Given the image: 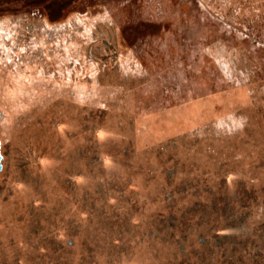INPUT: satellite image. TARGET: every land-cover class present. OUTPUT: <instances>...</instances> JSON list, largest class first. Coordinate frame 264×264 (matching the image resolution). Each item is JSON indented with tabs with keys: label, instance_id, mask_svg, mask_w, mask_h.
Listing matches in <instances>:
<instances>
[{
	"label": "rangeland",
	"instance_id": "rangeland-1",
	"mask_svg": "<svg viewBox=\"0 0 264 264\" xmlns=\"http://www.w3.org/2000/svg\"><path fill=\"white\" fill-rule=\"evenodd\" d=\"M263 17L264 0H0V94L15 112L31 106L27 101L32 98L37 105L55 92L59 97L51 100L69 101L80 115L94 111L96 103L115 105L116 117H103V126L111 130L105 137L110 147L128 149L133 162L137 158L142 176L135 178L133 172L129 180L135 178V184L129 182L125 190L144 199L142 204L131 199L142 213L158 224L169 215L160 188L171 166L160 167L163 157L156 154L164 151L183 168L176 182L188 174L194 176L189 184L197 181L218 195V174L224 183L237 180L258 202L251 223L258 228L264 222ZM14 66L21 69L13 71ZM20 75L27 83L22 87L12 84ZM103 134L91 136L101 139ZM132 169L137 171L134 165ZM113 174L123 183L118 170ZM148 174L157 178L146 180ZM205 194L203 201L209 198ZM175 201L170 209L174 217L193 205L188 194ZM192 208V216L174 221L175 229H160L157 240L190 244L194 255L182 257L179 247L172 254L161 251L162 264H194L204 254L209 261L195 264H242L247 256L255 258L251 245H259L257 237L233 227L220 236L226 242L235 236L227 245L221 242V251L217 239L208 252L212 255L203 254L199 239L216 240L206 226L217 225L221 211L210 212L206 224ZM130 224L149 228L136 219ZM242 240L244 247L232 251L231 245ZM146 251L140 252L145 262L115 264H146L145 256L151 255Z\"/></svg>",
	"mask_w": 264,
	"mask_h": 264
},
{
	"label": "flooded vegetation",
	"instance_id": "flooded-vegetation-1",
	"mask_svg": "<svg viewBox=\"0 0 264 264\" xmlns=\"http://www.w3.org/2000/svg\"><path fill=\"white\" fill-rule=\"evenodd\" d=\"M7 52L10 54L11 50ZM55 93L50 96L59 97ZM50 96L37 105L28 100L31 106L15 112L10 104L4 103L6 101L0 94V264H115L119 260L125 263L131 259L145 262L140 254L143 250L151 252V255L145 256L149 259L146 264H162L165 256L159 252L172 254L177 247L182 257L189 256L187 258L190 259L194 255H190V244L173 243L170 240L165 243V238L157 240V237L160 229H175L174 221L179 219L183 222L189 215L192 216V207L196 214L201 212L200 216L206 224L210 223V212L216 209L221 211L218 224H210L212 228L206 226L207 233L216 237V240L199 239V248L203 254L212 252L217 239L219 249L221 242L227 245L231 238H235L229 237L226 242V239L220 237L233 227L238 233L249 231L251 236L257 237L256 242H260L259 246L253 240L251 249L256 256H247L246 262L242 264L255 261L264 264V239L259 235L264 236V222L258 228L251 226L253 207L258 202H253L254 196L242 189L237 180L234 184L224 183L221 174H218V195L204 185L197 186V181L189 184L194 176L189 177L188 174L186 179L176 182L174 178L184 174L181 164L170 152H157L163 157L159 166L166 168L170 164L171 169L166 171L167 175L162 180L164 184L160 188L166 194L163 200L166 205L168 203L169 209L166 211L169 215L159 224L155 223L153 218L131 203V199H134L142 204L144 199H136L134 194L129 195L125 190L129 182L135 184V178L142 176L137 158L133 162L131 158L134 155L128 149H118L116 144L115 148L110 147V138L105 137L111 130L103 126V117L110 114L116 117V106L96 103L93 105L96 107L94 111L80 115L72 111L67 101L62 103L57 97L51 100ZM96 131L104 133V137L93 139L91 135ZM123 140L120 139L122 143ZM260 164L263 166L264 160ZM132 165L137 171H133ZM177 168L178 172H175ZM117 170L124 179L123 183H117L118 176L113 174ZM133 172L136 173L135 178L129 180ZM160 173L164 171L160 170ZM155 178L156 175L148 174L145 179L154 181ZM111 192L115 195H110ZM205 192L209 196L207 201L202 200H206ZM186 193L193 205L183 208L181 214L174 217L170 209L175 206V196L184 197ZM231 208H235V211H231ZM242 209L246 210L244 215L238 213ZM138 215L142 217L137 218ZM131 219L147 223L148 230H138L141 225L132 226ZM229 221H232L231 225H228ZM215 230L220 234L213 233ZM244 245L245 240L238 241L231 245V250L241 249ZM205 257L204 254L195 262L209 261ZM170 259L167 258L165 262H170Z\"/></svg>",
	"mask_w": 264,
	"mask_h": 264
},
{
	"label": "bare ground",
	"instance_id": "bare-ground-1",
	"mask_svg": "<svg viewBox=\"0 0 264 264\" xmlns=\"http://www.w3.org/2000/svg\"><path fill=\"white\" fill-rule=\"evenodd\" d=\"M180 1V0H179ZM167 2H168V0H167ZM180 3H182V2H180ZM178 4H176V6H177ZM175 6V7H176ZM168 9V8H167ZM186 9H187V7H186ZM188 10H189V8H188ZM191 11V10H190ZM183 15V14H182ZM174 18V17H173ZM181 23H183V22H181ZM9 27V26H8ZM11 28V27H10ZM10 30V29H9ZM1 31V30H0ZM19 45V44H18ZM106 52V51H105ZM104 55V54H103ZM34 57V56H33ZM37 59V58H36ZM205 60V59H204ZM32 61V60H31ZM23 62V61H22ZM30 62V61H29ZM24 64H26V63H24ZM211 68V67H210ZM225 68V67H224ZM13 71H16V70H20L21 69V66H14L13 68ZM215 70V69H214ZM226 71V70H225ZM200 72V71H199ZM39 73V72H38ZM23 76V75H22ZM22 76L20 75L17 79H16V81L15 82H12V84H15V85H17V86H20V87H22L21 86V84H23L24 86L27 84V83H24L23 82V80H20L21 78H22ZM10 80H13V77H11V79ZM11 82V81H10ZM215 82V81H214ZM31 84H34V80H32L31 81ZM47 87V86H46ZM17 92H21V91H17ZM28 92V91H27ZM207 92V91H206ZM50 99H52V98H50ZM32 100H33V98H32ZM59 100V99H58ZM37 101V99L36 100H33V102H36ZM60 101V100H59ZM67 101V100H66ZM63 102V101H62ZM69 102V101H68ZM68 102H66V103H68ZM56 103V102H55ZM58 103V102H57ZM63 103H65V102H63ZM60 104H62V103H60ZM16 105H18L17 103H16ZM117 262V261H116ZM156 264H157V262H156Z\"/></svg>",
	"mask_w": 264,
	"mask_h": 264
},
{
	"label": "trees",
	"instance_id": "trees-1",
	"mask_svg": "<svg viewBox=\"0 0 264 264\" xmlns=\"http://www.w3.org/2000/svg\"><path fill=\"white\" fill-rule=\"evenodd\" d=\"M148 6H149V7L151 6V8H154V6H152L151 3H148ZM153 13L156 14V12H153ZM157 15H158V13H157ZM157 17H158V16H157Z\"/></svg>",
	"mask_w": 264,
	"mask_h": 264
}]
</instances>
